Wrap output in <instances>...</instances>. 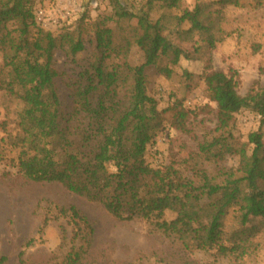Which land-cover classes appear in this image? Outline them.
<instances>
[{
    "label": "trees",
    "instance_id": "trees-1",
    "mask_svg": "<svg viewBox=\"0 0 264 264\" xmlns=\"http://www.w3.org/2000/svg\"><path fill=\"white\" fill-rule=\"evenodd\" d=\"M108 1L112 13L93 24V59L69 85L72 110L65 112L54 54L62 50L73 58L84 50L89 39L83 22L56 38L36 28L34 0H0V91L21 103L16 135L2 140L18 153L13 166L31 182L57 183L101 204L118 221L141 219L150 234L175 239L188 251L241 260L255 247V236L264 233V133L249 134V154L246 145L230 140L229 130L242 110L257 114L264 126V86L241 96L233 76L213 69L211 51L222 38L202 23L199 3L188 10L181 9L183 0H154L164 12L153 20L149 13H131L120 0ZM219 3L221 9L239 6V0ZM258 5L264 6V0ZM183 24L188 29H181ZM183 42L193 43V54ZM133 47L143 55L137 67L126 61ZM201 52L202 83L216 105L218 135L199 145V157L220 162L238 156L239 162L215 176L195 165L188 178L174 162L161 168L145 162L147 146L162 124L157 102L146 91V71L151 68L169 78L182 58ZM174 110L175 127L184 131L186 114L180 107ZM1 127L5 131L7 124ZM4 156L0 149V161ZM232 210L238 229L225 238L224 223ZM168 213L173 219L166 218ZM59 214L72 225V240L80 238L84 226L89 229L77 208H61ZM82 256V247L70 249L66 264H77ZM19 264H25L23 253Z\"/></svg>",
    "mask_w": 264,
    "mask_h": 264
},
{
    "label": "rangeland",
    "instance_id": "rangeland-1",
    "mask_svg": "<svg viewBox=\"0 0 264 264\" xmlns=\"http://www.w3.org/2000/svg\"><path fill=\"white\" fill-rule=\"evenodd\" d=\"M134 14L149 13L151 19L159 18L162 10L154 0H120ZM220 0H183L181 9L192 10L201 6L202 23L213 29L222 40L211 51L212 67L233 76L241 96L251 89L264 86V6L258 0H239V6L228 5L221 9ZM151 3V4H150ZM36 28L54 37L72 32L81 21L85 27L84 50L70 58L62 50L54 54L55 68L60 74L57 91L65 112L72 110L70 84L79 73L88 68L93 59V24L110 15L108 0H34ZM42 11L44 18L37 19ZM177 14L178 10H173ZM135 21L133 22V25ZM114 28V24H108ZM124 26H131L124 24ZM181 29H188L183 24ZM36 29L33 30L35 32ZM190 54L194 45L183 42ZM205 55L202 52L192 59H181L173 74L167 78L154 69L146 71L147 94L157 102L161 113V128L147 146L145 162L152 168H161L174 162L176 167L191 178L190 168L203 167L209 175L220 170L237 167L238 156H227L223 161H205L199 157V145L217 136V109L205 93L201 77ZM132 67L143 64L142 52L133 47L126 59ZM117 64L121 60L114 61ZM35 85H32V89ZM180 103V106H178ZM21 103L13 96L0 91V149L5 150L0 161V258L4 264H19L23 253L25 264H66L70 249L81 250L82 260L77 264H264V233L256 235L255 247L241 260L215 257L212 252L188 251L175 239L161 233L150 234V227L141 219L118 221L99 203L72 194L57 183H35L25 179L13 166L17 151L2 144L3 138L16 135V113ZM180 107L186 114L185 130L174 124ZM2 123L7 124L4 131ZM262 131L260 117L249 110L233 116L230 125L232 142L248 144L251 132ZM78 209L87 221L80 238L72 240V225L59 214V209ZM235 211L224 223L225 238L238 229ZM49 218L47 226L43 220ZM173 219L172 214L166 215Z\"/></svg>",
    "mask_w": 264,
    "mask_h": 264
},
{
    "label": "built area",
    "instance_id": "built-area-1",
    "mask_svg": "<svg viewBox=\"0 0 264 264\" xmlns=\"http://www.w3.org/2000/svg\"><path fill=\"white\" fill-rule=\"evenodd\" d=\"M43 18H44L43 12L42 11L37 12V19L41 21Z\"/></svg>",
    "mask_w": 264,
    "mask_h": 264
}]
</instances>
